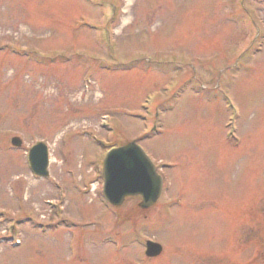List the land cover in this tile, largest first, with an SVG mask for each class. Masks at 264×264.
Instances as JSON below:
<instances>
[{
    "label": "rangeland",
    "instance_id": "374dc122",
    "mask_svg": "<svg viewBox=\"0 0 264 264\" xmlns=\"http://www.w3.org/2000/svg\"><path fill=\"white\" fill-rule=\"evenodd\" d=\"M243 1L0 0V144L23 140L0 148V233L12 217L21 232L0 264H264V9ZM132 139L166 179L147 211L100 194L104 152ZM35 141L54 151L52 184L9 187ZM145 238L163 246L154 263Z\"/></svg>",
    "mask_w": 264,
    "mask_h": 264
},
{
    "label": "water",
    "instance_id": "95a60500",
    "mask_svg": "<svg viewBox=\"0 0 264 264\" xmlns=\"http://www.w3.org/2000/svg\"><path fill=\"white\" fill-rule=\"evenodd\" d=\"M13 143L18 145L20 141L13 139ZM34 149L37 151H33V166L37 167L38 174L45 175L46 148L39 144ZM104 182L103 195L115 206H119L127 195H141L142 201L139 205L148 208L154 204L161 190V180L156 175L152 163L133 142L114 149L107 155L104 163ZM160 249L158 244H152L149 253L156 255Z\"/></svg>",
    "mask_w": 264,
    "mask_h": 264
},
{
    "label": "flooded vegetation",
    "instance_id": "af4514ba",
    "mask_svg": "<svg viewBox=\"0 0 264 264\" xmlns=\"http://www.w3.org/2000/svg\"><path fill=\"white\" fill-rule=\"evenodd\" d=\"M264 0H262V2H261V6H259L260 8H262V9H264Z\"/></svg>",
    "mask_w": 264,
    "mask_h": 264
}]
</instances>
